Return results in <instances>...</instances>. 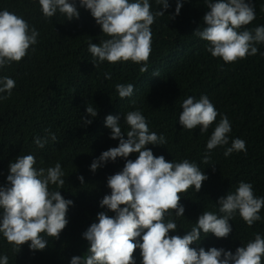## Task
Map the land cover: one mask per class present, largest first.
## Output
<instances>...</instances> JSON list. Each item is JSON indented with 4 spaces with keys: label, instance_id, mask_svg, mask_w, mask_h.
Wrapping results in <instances>:
<instances>
[{
    "label": "clouds",
    "instance_id": "clouds-1",
    "mask_svg": "<svg viewBox=\"0 0 264 264\" xmlns=\"http://www.w3.org/2000/svg\"><path fill=\"white\" fill-rule=\"evenodd\" d=\"M26 1L38 4L46 20L59 13L71 22L80 18V8L89 11L101 34L107 37L99 43H88L94 66L105 61L111 65L130 61L140 65L141 73L148 72L151 26L171 7L169 0H155V11L150 0ZM184 2L176 0L171 19L180 14ZM205 5L208 10L202 17L204 26L194 30L193 35L206 42L205 50L211 57L233 64L257 54L264 56L258 48L264 44V25L246 27L256 19L253 0H205ZM7 9L0 11V70L21 62L30 49L35 52L33 46L40 35L18 12L20 5ZM111 78V73H105V79ZM15 86L12 77L0 75V101L10 99ZM115 91L120 100L132 99L136 94L132 83H117ZM130 102L135 106V100ZM85 107L86 116L81 121L87 126L98 110L90 104ZM181 109L178 123L183 129L192 131L199 126L203 135L215 123L201 163L208 164V153L218 146L225 147V157L234 152L247 154L246 141L241 138H231L229 146L231 122L206 95L199 99L188 96ZM124 123L126 131H122L119 115L105 117L110 139L118 141L93 160L90 170L95 173L104 164L102 168L113 169L107 176L99 174L102 179L97 178L103 189L96 196V222L88 223L78 241L65 240L74 248L67 255L74 254L70 264H136V250L140 264H264L261 233H253L254 239L246 245L227 242L233 231L230 221L237 213L250 228L262 220L264 196L254 194L253 184L240 180L224 192L222 188L227 186L212 174L214 167L202 170L188 159L167 161L162 152L167 138L157 128L150 131L141 110L127 112ZM45 131L55 143L56 135ZM33 143L43 149L48 136H37ZM36 163L33 154L18 155L9 162L7 184L0 186L1 241L14 253L26 243L31 251H43L48 246L47 238L58 240L69 224L70 207L74 205L66 193L67 175L61 163L40 168L35 167ZM77 179L84 184L82 175ZM188 190L195 195L187 198ZM0 264H9L6 253L0 254Z\"/></svg>",
    "mask_w": 264,
    "mask_h": 264
},
{
    "label": "trees",
    "instance_id": "trees-1",
    "mask_svg": "<svg viewBox=\"0 0 264 264\" xmlns=\"http://www.w3.org/2000/svg\"><path fill=\"white\" fill-rule=\"evenodd\" d=\"M253 2L256 19L246 26L249 29L264 25V0ZM150 3L152 10H157L155 0ZM169 3L171 7L165 15L151 26L148 72L141 73L140 65L130 61L115 65L105 61L94 66L88 43H99L107 37L101 34L89 11L80 8V18L71 22L59 13L46 20L38 4L0 0V11L20 5L18 12L40 33L38 44L33 46L35 52L30 49L21 62L0 70V75L16 81L11 98L0 101V186L7 184L10 161L18 155L33 154L37 168L61 163L67 175L66 193L74 202L69 224L59 239L66 237L60 242L47 238L48 246L43 251H31L26 243L14 253L12 247L1 241L4 238L0 234V254L8 255L9 264H70L69 258L74 254L67 255L74 248L66 245L65 240L78 241L88 223L96 222V196L103 189L97 178L102 179L100 175L107 176L113 169L102 168L104 164L95 173L90 170L93 160L118 141L110 139L111 130L104 125L109 114L119 115L122 131H126L124 115L141 110L150 131L157 128L167 138L162 149L167 161L188 159L202 170L212 166V174L227 186L222 188L224 192L242 180L253 184L257 197L264 196V56L257 54L233 64L211 57L205 50L206 42L193 35L194 30L204 26L202 17L208 10L205 0H186L175 19L169 16L175 12L176 0ZM258 48L264 53V44ZM105 73H111L112 78L105 79ZM117 83L134 84L136 94L132 99L120 100L115 91ZM201 95H206L217 111L230 120L229 146L231 138H241L246 141L247 154L234 152L225 157V147L218 146L208 153V164L201 163L215 123L203 135L199 126L189 131L178 123L182 101L188 96L199 99ZM131 100L136 101L135 106ZM86 104L97 108L98 115L94 119L88 117L93 122L84 126L81 117L86 116ZM219 120L218 115L216 122ZM45 129L56 135L55 143ZM37 136H48L43 149L33 143ZM80 175L84 184L77 179ZM195 193L188 190L187 198ZM260 215L262 220L250 228L237 213L230 221L233 231L227 242L246 245L254 239L253 233L264 235V208ZM134 255L136 264H140L137 250Z\"/></svg>",
    "mask_w": 264,
    "mask_h": 264
}]
</instances>
